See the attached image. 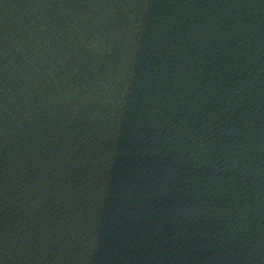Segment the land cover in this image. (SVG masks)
<instances>
[{"label": "water", "instance_id": "95a60500", "mask_svg": "<svg viewBox=\"0 0 264 264\" xmlns=\"http://www.w3.org/2000/svg\"><path fill=\"white\" fill-rule=\"evenodd\" d=\"M0 264H264V0H0Z\"/></svg>", "mask_w": 264, "mask_h": 264}]
</instances>
